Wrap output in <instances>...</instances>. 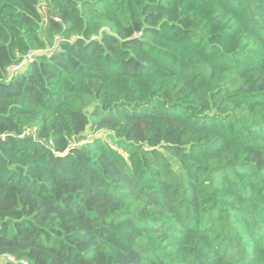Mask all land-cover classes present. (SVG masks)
Segmentation results:
<instances>
[{"label": "trees", "instance_id": "trees-1", "mask_svg": "<svg viewBox=\"0 0 264 264\" xmlns=\"http://www.w3.org/2000/svg\"><path fill=\"white\" fill-rule=\"evenodd\" d=\"M25 262L264 264V0H0V264Z\"/></svg>", "mask_w": 264, "mask_h": 264}, {"label": "built area", "instance_id": "built-area-1", "mask_svg": "<svg viewBox=\"0 0 264 264\" xmlns=\"http://www.w3.org/2000/svg\"><path fill=\"white\" fill-rule=\"evenodd\" d=\"M37 53V52H36ZM35 57V53H31L27 56V58H25L24 61H22L21 63L14 65L12 68L15 70H13V72H20V70H22L30 61H33ZM14 74H12L13 76ZM11 76V77H12ZM10 259L13 261L14 259L10 257ZM24 264H27L26 262Z\"/></svg>", "mask_w": 264, "mask_h": 264}, {"label": "rangeland", "instance_id": "rangeland-1", "mask_svg": "<svg viewBox=\"0 0 264 264\" xmlns=\"http://www.w3.org/2000/svg\"><path fill=\"white\" fill-rule=\"evenodd\" d=\"M40 52H37V53H35V54H39ZM13 68H11L10 69V73L11 74H9V76L11 77L12 76V74H14V72H13ZM15 71V70H14ZM95 134H93L90 130H88L86 133H85V137H86V139L85 140H81V141H79L78 143L79 144H83V143H85L86 141H88V140H91L92 138H93V136H94ZM100 135V134H99ZM101 135H103V136H106L107 134L103 131V132H101ZM108 138V137H107Z\"/></svg>", "mask_w": 264, "mask_h": 264}, {"label": "water", "instance_id": "water-1", "mask_svg": "<svg viewBox=\"0 0 264 264\" xmlns=\"http://www.w3.org/2000/svg\"><path fill=\"white\" fill-rule=\"evenodd\" d=\"M3 82H5V81L3 80ZM57 155H61V154H57ZM4 261H6V260L4 259Z\"/></svg>", "mask_w": 264, "mask_h": 264}]
</instances>
